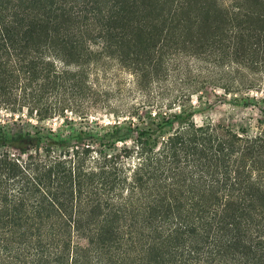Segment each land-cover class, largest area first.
I'll return each instance as SVG.
<instances>
[{"label":"trees","instance_id":"obj_1","mask_svg":"<svg viewBox=\"0 0 264 264\" xmlns=\"http://www.w3.org/2000/svg\"><path fill=\"white\" fill-rule=\"evenodd\" d=\"M250 1L0 0V109L36 120L0 121V264H264V119L197 123L190 99L264 114L235 81L264 73ZM124 73L146 99L102 123L91 79Z\"/></svg>","mask_w":264,"mask_h":264},{"label":"rangeland","instance_id":"obj_2","mask_svg":"<svg viewBox=\"0 0 264 264\" xmlns=\"http://www.w3.org/2000/svg\"><path fill=\"white\" fill-rule=\"evenodd\" d=\"M232 1L233 0H222L223 4L225 5L230 4ZM256 1L257 2L250 1V12L260 14L262 18H264V0ZM262 40L263 38H261L259 46L260 49L255 53L254 61H257L258 63L264 62V52L262 53V51L264 50V42ZM193 72L194 73L191 76L188 75L189 79H187L185 82L177 83L176 87L184 91L192 92V89H194V87L199 86V83L204 80V78L202 75H199L198 71ZM123 77L124 79H91L95 83L94 87L96 88L100 96L98 104L95 108H93L91 114L93 116L95 115L96 118H100L99 120L102 123H107L109 120H113L110 113L119 110L123 105H125L126 107V103L128 105H132L134 103H139L142 100L146 99L143 93L136 91L134 86L135 79H132L129 73H124ZM243 78L246 77L241 75L239 79H235V81L236 83L241 81H245L247 83L250 82V87H253V90H250V93L248 94L250 97L257 96V98H264V73L258 70L256 66L252 67L250 65V79ZM196 80H199V82L197 83ZM235 92L237 91H234L231 94L234 95ZM15 93L18 94V97L19 95H24L21 89H18ZM230 95H224L223 90L221 89H217L215 93L213 92V90H209L208 93H203L202 101L198 99L197 95H192L190 97V99L192 100V105H195L199 108V111L196 113L194 118L196 122L201 123V121L205 119H212L216 122L223 121L225 123L235 121L236 123H238V127L243 125L249 132L251 131V133L256 131L258 125L260 124V120L264 119V114L259 111L258 107H242L237 105L233 100H229L225 104H217V102L220 100V98H223V96H226L227 99H232V96ZM237 95L240 97L246 96V92L240 91L237 92ZM20 99L21 98H18V100ZM208 99H210L211 103H215L216 105L209 106V108L207 109H203V107L207 106V103L205 102ZM185 105L189 107L190 102H185ZM14 116L16 118L18 116H21L24 117L26 120H31L32 122L36 123V120L32 119V117L28 113L27 107H24L22 112H13L3 107L0 109L1 122L9 123L11 117ZM69 116L72 117L73 115L69 113ZM92 119L94 118L92 117ZM46 125L57 129L59 127H62L63 119L57 118L49 120L46 122Z\"/></svg>","mask_w":264,"mask_h":264}]
</instances>
